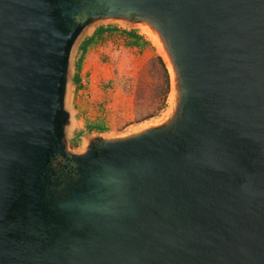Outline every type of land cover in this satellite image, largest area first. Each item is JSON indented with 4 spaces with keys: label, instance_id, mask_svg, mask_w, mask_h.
<instances>
[{
    "label": "water",
    "instance_id": "obj_1",
    "mask_svg": "<svg viewBox=\"0 0 264 264\" xmlns=\"http://www.w3.org/2000/svg\"><path fill=\"white\" fill-rule=\"evenodd\" d=\"M99 21L160 32L179 115L72 154L68 58ZM56 156L81 179L55 196ZM0 264H264V0H0Z\"/></svg>",
    "mask_w": 264,
    "mask_h": 264
},
{
    "label": "crops",
    "instance_id": "obj_2",
    "mask_svg": "<svg viewBox=\"0 0 264 264\" xmlns=\"http://www.w3.org/2000/svg\"><path fill=\"white\" fill-rule=\"evenodd\" d=\"M146 42L139 25L117 21L96 22L76 39L68 58L63 99V112L69 116L64 128L69 153L84 152L90 143L109 132L105 116L117 102L118 49L141 51L147 47ZM172 88L175 100L179 97L175 77ZM76 144L83 146L77 153L71 150Z\"/></svg>",
    "mask_w": 264,
    "mask_h": 264
},
{
    "label": "rangeland",
    "instance_id": "obj_3",
    "mask_svg": "<svg viewBox=\"0 0 264 264\" xmlns=\"http://www.w3.org/2000/svg\"><path fill=\"white\" fill-rule=\"evenodd\" d=\"M139 27L148 39L147 47L141 51L118 49L117 102L106 112L110 130L102 138L105 141L130 139L164 129L179 115L180 100L172 99V80L175 77L180 87V79L166 52V43L150 24L140 23ZM163 64L170 76V88ZM71 148L76 152L83 146L76 144Z\"/></svg>",
    "mask_w": 264,
    "mask_h": 264
},
{
    "label": "flooded vegetation",
    "instance_id": "obj_4",
    "mask_svg": "<svg viewBox=\"0 0 264 264\" xmlns=\"http://www.w3.org/2000/svg\"><path fill=\"white\" fill-rule=\"evenodd\" d=\"M98 9L99 8H95V10ZM87 18V10H84L76 20L78 22H83ZM50 169L51 172L53 171L55 173V176H51V173L48 174V178L52 184L49 188V194H58L63 191L66 185L78 183L81 179L78 172V165L75 162L64 159L60 156H56L52 159Z\"/></svg>",
    "mask_w": 264,
    "mask_h": 264
},
{
    "label": "trees",
    "instance_id": "obj_5",
    "mask_svg": "<svg viewBox=\"0 0 264 264\" xmlns=\"http://www.w3.org/2000/svg\"><path fill=\"white\" fill-rule=\"evenodd\" d=\"M161 62H162V60H161ZM163 65H164V64H163ZM164 70L166 71V74H167L166 84H167V87L170 88V87H171L170 76H169L168 71H167L166 68H165V65H164Z\"/></svg>",
    "mask_w": 264,
    "mask_h": 264
}]
</instances>
